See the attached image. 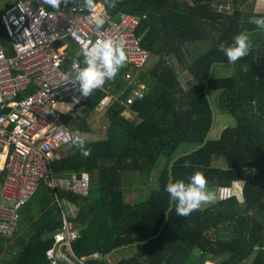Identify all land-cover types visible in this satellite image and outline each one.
<instances>
[{
  "label": "trees",
  "instance_id": "16d2710c",
  "mask_svg": "<svg viewBox=\"0 0 264 264\" xmlns=\"http://www.w3.org/2000/svg\"><path fill=\"white\" fill-rule=\"evenodd\" d=\"M34 1L51 12L104 4L116 19L133 15L139 19L135 36L149 52L142 67L149 83L128 107L135 115L131 120L123 116L132 92L130 86L125 90L123 75L131 66L109 57L90 102L77 115L62 117L76 136L53 168L64 176L82 171L91 176L88 198L56 192L79 209L72 220L79 232L74 255L86 264H264V221L250 213L264 205V12H243L248 0H231L232 13L217 10L221 0ZM0 40L6 44L1 21ZM207 41V50L186 67L193 83L184 90L173 63L184 65L186 45ZM230 64V76H214L216 67ZM212 91L219 92L214 100ZM107 93L117 98L105 112L107 136L89 140L86 135H95L89 120ZM215 107L234 123L212 139ZM153 168L157 187L147 185L144 200L127 203L125 173L148 176ZM199 186L230 187L231 198L202 207ZM57 209L27 241L16 243L19 248L5 264H50L46 251L62 224ZM10 241L0 237V256ZM129 248L131 256L115 255Z\"/></svg>",
  "mask_w": 264,
  "mask_h": 264
},
{
  "label": "built area",
  "instance_id": "2783aa9c",
  "mask_svg": "<svg viewBox=\"0 0 264 264\" xmlns=\"http://www.w3.org/2000/svg\"><path fill=\"white\" fill-rule=\"evenodd\" d=\"M0 21L7 39L6 44L0 40V237L12 239L18 213L44 186L55 193L62 220L47 259L50 264H86L72 251L79 238L72 220L79 209L56 192L88 198L91 176L88 171L64 176L53 168L76 136L62 117L91 99L111 52L132 68L145 65L149 52L135 36L139 19L126 13L116 19L104 4L89 11L76 5L51 12L42 2L17 0L0 13ZM124 76L131 78L129 72ZM129 96L126 107L143 93ZM116 100L107 93L96 110L107 111ZM64 103L72 107L63 114L55 106ZM215 194L220 202L229 200L231 188L218 187Z\"/></svg>",
  "mask_w": 264,
  "mask_h": 264
},
{
  "label": "rangeland",
  "instance_id": "374dc122",
  "mask_svg": "<svg viewBox=\"0 0 264 264\" xmlns=\"http://www.w3.org/2000/svg\"><path fill=\"white\" fill-rule=\"evenodd\" d=\"M15 2H17V0H0V13L4 11L8 5H12ZM220 4L221 5H219L217 8L219 12L232 13L234 11L235 5L231 2V0H221ZM251 9L257 12H264V0H248V2L245 5L241 6V10L245 13H248ZM209 43L210 42L207 41V42L196 43L194 45L193 44L186 45L184 47V51L185 54L187 55H186V59L183 60L184 65L178 64L177 62L173 63L176 65L175 71L178 77H180V81L184 90H188V88H190V86L193 83V79L190 73L188 72V69L186 68L188 66V63H190L199 54L205 52L207 50ZM113 56H115L119 60H123L121 56L115 55L114 52H111L108 55V57L111 59V63H114ZM263 59L264 57L260 58V60ZM105 70H107V67H105ZM128 72L131 74V78L130 79L125 78V82H126L125 90L129 86L132 87L131 95L139 90L141 86L139 82H142L146 85L149 83V78L146 73V67L140 70H136L132 67H129ZM232 72H233V66L231 64L225 67H216L214 69V74H215L214 76L217 77L230 76ZM98 84L102 85V83L100 82H98ZM218 96H219L218 91L210 92L211 100H214V98ZM129 97L130 96H128V98ZM212 104L213 106H216L214 102H212ZM70 107H72V105L64 103L59 105L57 107V110H59V112L64 114L69 110ZM125 108L127 109L128 107L125 106ZM81 109L82 107L78 106L76 109L70 111L69 115L75 116L81 111ZM105 112L106 111L95 110V112L92 114V117L90 118L89 122L91 123L92 128L95 131V135H86V138H88L89 140H99L107 136V128L109 125V120L106 118ZM126 112L127 110L123 113V116L131 120L133 118V115L128 111L129 116H125ZM214 113L216 116L215 119L216 123L210 135V138L217 139L219 133L225 127L229 125H233L234 119L229 115H227L226 112L221 111L218 107L214 108ZM66 152L69 151H65V153ZM159 163L161 164V161ZM156 171H157L156 168H153L152 172L148 176L135 171L125 173V180L123 185L126 191L125 201L127 203L130 204L139 203L141 200H144L146 198L148 194V189H155L157 187ZM147 185L150 186V188L146 189ZM215 190L216 189L209 190L208 188L203 190L202 186H199L197 188V192H198L197 200L200 206L204 207L208 203L216 199ZM32 202L33 203L31 204L32 205L31 207L27 208L26 210L24 208L18 213V222H17L16 231L12 237V240L8 242V245H10V247L8 246L9 251L8 252L6 251L5 254L0 256V264H5L6 263L5 261L12 259L11 255H13V253H15L20 246L16 243H18L19 241L22 244L25 241H27L29 236L33 234L35 227L44 219L46 215H49V211L51 209L54 212L55 211L58 212L52 193L48 191L44 186H41L39 188ZM250 213L256 216L257 218H259L260 221H264V205H261V207L256 209L255 211H250ZM132 253H133L132 249L129 248L125 250H120L115 255L122 258V257H129L132 255ZM111 264L113 263L111 262Z\"/></svg>",
  "mask_w": 264,
  "mask_h": 264
},
{
  "label": "crops",
  "instance_id": "0c3cea01",
  "mask_svg": "<svg viewBox=\"0 0 264 264\" xmlns=\"http://www.w3.org/2000/svg\"><path fill=\"white\" fill-rule=\"evenodd\" d=\"M177 79H178V81H180V77H178V75H177ZM140 83V88H139V90L137 91V92H142V93H144L145 92V90H147V85L146 84H144V83H142V82H139ZM138 83V84H139ZM180 83H181V81H180ZM182 85V84H181ZM127 110V112L129 111L133 116H135L128 108L126 109Z\"/></svg>",
  "mask_w": 264,
  "mask_h": 264
},
{
  "label": "bare ground",
  "instance_id": "6f19581e",
  "mask_svg": "<svg viewBox=\"0 0 264 264\" xmlns=\"http://www.w3.org/2000/svg\"><path fill=\"white\" fill-rule=\"evenodd\" d=\"M90 102V101H89ZM59 105H61V104H57L56 106H55V108L57 109V107L59 106ZM59 111V110H58Z\"/></svg>",
  "mask_w": 264,
  "mask_h": 264
}]
</instances>
